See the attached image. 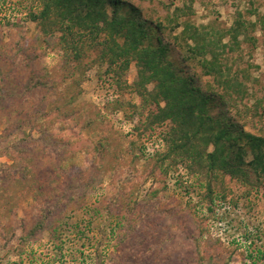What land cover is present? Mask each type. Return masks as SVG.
Instances as JSON below:
<instances>
[{"label":"rangeland","instance_id":"374dc122","mask_svg":"<svg viewBox=\"0 0 264 264\" xmlns=\"http://www.w3.org/2000/svg\"><path fill=\"white\" fill-rule=\"evenodd\" d=\"M131 1L143 10L145 16L161 21L168 27L171 26L168 19L174 10L190 2V0ZM40 9L41 5L36 0H0V23L4 35L2 36L4 45L0 46V64L5 65V74L8 71L13 72L14 80L19 86L17 89H10V93H7V87H4V95L8 100L5 109L0 107V264H99L97 254L101 255V264H108L112 253L116 254L120 264H154L156 261H161V264H243L250 247V240L245 238V233L257 229L264 231V195L257 193L255 189L248 195L246 186L229 177L224 184L226 201H222L221 198L224 194L223 184L216 185L215 195L219 205L217 213L210 217L207 224L199 222L197 218L193 219L187 197L175 184L180 175H183L185 181H194L184 168V163L171 166L164 192L165 204L173 202V208L177 207L178 214L182 213L181 222L177 213H169V218L165 215H156L151 223L142 222L140 206L135 213L127 210L129 207L127 204L130 206L133 204V199L128 203L130 198L127 197L116 205L109 218L104 215L95 216L94 208H102L105 200L117 194L118 177L113 176L114 172L120 173L125 179L128 177L130 181L141 186L142 195L151 186L153 179L146 181L149 168L146 165L151 163L149 157L153 152L160 150L159 153H162L166 150L163 146L162 133L168 125L143 131L141 136L139 134L137 145H133L132 141L138 140V134L133 139L128 132L134 126L136 129L144 128L148 114L147 107L143 111V106L147 105L134 85L138 80L136 63L132 62L124 73L122 80L125 84L119 88L114 85L113 78H109L112 74L107 75V65L95 61L97 58L95 52L85 57L80 66H76V61L70 59L73 63L66 70H62L60 63L63 62L61 58L65 50L58 43L57 37L60 33H55L57 37L53 38L50 35H43L36 21L30 16ZM193 9L194 14L189 20L196 26L229 28L238 12L243 13L248 20L258 22L256 30L252 32L256 40L255 47H252L250 40H246L241 44V49L230 55V58L232 71L238 73L248 92L244 100L236 101V105L242 109L245 116L243 122L246 128L253 132H262L264 23L260 21H264V0H193ZM181 30L182 26L174 35ZM22 31L24 37H21ZM18 41L27 49L39 46L36 56L31 55L29 58L28 52L23 55L21 52L17 53L15 44ZM177 57V54L173 55V58ZM193 65L198 68L196 69L198 74H201L198 63L194 61ZM244 68L250 71L249 78L243 76ZM33 73H40L43 78L54 80L53 89L48 91L35 88L32 92L25 93L23 85L30 80ZM200 83L205 87L214 85L213 79L204 75L201 76ZM147 88L149 91L153 90L154 84L149 83ZM60 96L67 99L74 97L71 105L63 108L73 111L69 115L79 114V122H69V119L65 118L66 122L62 126L63 118L56 115L44 116L38 121L34 119L33 111L37 109L38 103L42 104L41 106L46 105L47 110L55 109L60 105L58 103ZM44 98V102H41ZM116 102L122 105L116 107ZM256 111L258 115L255 114ZM88 116L92 117L93 122L91 127L86 128L83 123ZM55 136L58 142H55ZM101 136H106L111 146L105 151L103 158H99L93 150L80 149L86 142L97 143ZM142 143H145L147 156L136 159ZM15 144L36 149L34 160L28 163L16 159V156L3 153L7 146L12 147ZM25 163H28L37 181L29 190L27 188L25 190L24 185L19 182L24 172L21 165ZM78 174L83 175L85 179L96 176L102 178V181L90 186L86 193L75 192L76 197L62 213L66 224L61 238L56 237L53 230L46 229L39 232L28 244H23L21 236L33 223L36 186L40 184L43 190H46V196L40 197L39 200L42 205L45 201L54 200L67 191ZM125 183L122 181L120 184L123 186ZM127 188L130 186L127 185ZM140 198L141 196L137 200ZM65 202L66 200L63 203ZM125 214H129L130 219L142 224L146 233L136 232L135 235H128L129 238L122 242L120 238L125 235L128 228L120 230L119 219L120 215ZM236 220L240 222L239 225ZM103 222H107L108 230L115 231L116 234L112 238H106V243L101 247L102 252L96 253V248L102 240L99 229ZM149 224L155 228L163 227L161 230L172 227L168 245L160 246L165 244L161 241L155 245L153 250L158 254L154 251L148 252L143 246L141 238L151 234L146 231ZM11 226L16 227V237H10L8 241ZM206 226L210 233L206 230L202 236ZM193 236L198 238L199 244L194 241ZM220 238L223 244L217 242ZM160 240H163L162 236ZM210 240L216 242L214 249H209L212 252L206 251L208 246L206 241Z\"/></svg>","mask_w":264,"mask_h":264},{"label":"trees","instance_id":"16d2710c","mask_svg":"<svg viewBox=\"0 0 264 264\" xmlns=\"http://www.w3.org/2000/svg\"><path fill=\"white\" fill-rule=\"evenodd\" d=\"M36 1L40 3L41 9L31 13L30 16L40 27L42 34L53 38L57 37L55 33H60L57 37L58 43L65 50L61 58L63 62L60 63L62 70H66L73 63L70 59L76 61V66H80L85 57L95 52L97 54L95 61L100 62L101 65H107V75L112 74L109 78H113L114 85L119 88L123 86L124 73L130 68L132 62L136 63L138 80L134 85L143 97L144 104L147 105L143 106V111L147 107L148 114L144 128L136 129L134 126L128 132L133 139L138 134V140L132 141L133 145H137L139 134L141 136L143 131L168 125L162 133L163 146L166 150L162 153H159L160 150L153 152L149 157L151 163L146 165L149 167L146 181L153 179L151 186L142 195L141 186L130 181L128 177L125 179L120 176V173L114 172L113 176L118 177L117 194L105 200L102 208H94L95 216L104 215L109 218V215L115 211L116 205L125 197L130 198L128 203L133 199L131 206L127 204L129 205L127 210L130 213L138 211L137 207L140 206L142 222L151 223L156 215H165L169 218V213L178 214V208H173V202L165 204L164 192L171 166L179 163H184V168L194 181H185L183 175H180L175 184L187 197L193 219L197 218L199 222L207 224L210 217L217 213L219 200L215 195L216 185L223 184L222 190H224L227 177L246 186L248 195L254 189L257 193L264 195V128L260 133L253 132L246 128L243 122L245 116L242 109L236 105V101L244 100L248 92L243 81L239 79L238 73L232 71L230 58V55L241 49V44L246 40H250L252 47H255L256 40L252 32L256 30L257 21L248 20L243 13L238 12L229 28L196 26L189 20V17L194 14L193 0L174 10L173 15L168 19L170 27L145 16L143 10L131 0ZM260 22L264 23V21ZM181 26L182 30L174 35ZM1 27L3 26L0 23V46H3L2 36L4 35ZM24 35L22 31L21 37ZM15 47L17 53L21 52L22 55L28 52L29 58L31 55L36 56L39 48L36 45L34 49H27L21 41H18ZM175 54L178 55L177 58H173ZM194 61L198 63L201 74H198L196 70L198 68L193 65ZM5 69V65L0 64L1 109H5L4 106L8 100L4 95V87H7V93H10V89L19 88L14 80L13 72L8 71L5 74ZM242 74L245 78L250 77V71L246 68L242 69ZM202 75L210 76L214 85L206 87L201 85ZM149 83L154 84L151 91L147 88ZM54 84V80L43 78L40 73H33L30 80L23 85V89L25 93L32 92L35 88L51 91ZM73 99L74 97L67 99L60 96L58 99L60 105L50 110H47L46 105L41 106L42 104L38 103L37 109L33 111L34 119L38 121L44 116L56 115L63 118L62 126L66 122L65 118H68L69 122H79V114L69 115L73 111L63 108V106L69 107ZM44 100L45 98L41 102ZM115 105L120 107L122 104L116 102ZM255 114L258 115V112L256 111ZM92 122V117L88 116L84 119L83 125L89 128ZM54 139L58 142L56 136ZM49 140L48 142L51 143ZM144 144H141L142 147L136 159L147 156ZM110 147L106 136H101L97 143L86 142L80 149L93 150L99 158H103L105 151ZM35 150L15 144L12 147L7 146L3 153L30 163L34 160ZM28 163L21 165L24 172L22 179L19 180L25 190L34 187V182H37ZM101 181L102 178L96 176L85 179L83 175L78 174L67 191L54 200L45 201L42 205L39 200L40 197L46 196V190H43L40 184L36 186L33 223L21 236L23 244H28L39 232L46 229L53 230L55 236L61 238L66 224L62 213L76 197L75 192L86 193L90 186H95ZM122 181L124 183L126 181L123 186L120 184ZM127 185L130 188H127ZM139 196L141 198L137 200ZM226 196L227 193L224 190L222 201H226ZM64 200H66L65 203H63ZM181 214H178L179 222L183 217ZM119 221L120 230L128 228L125 235L120 238L122 242L129 238L128 235H135L136 232L137 234L146 233L143 225L130 219L129 214L120 215ZM235 222L240 224L237 220ZM106 224L107 222H103L104 227L101 225L99 229L102 240L96 248V253L102 252L101 247L106 243V238H112L116 234L115 231L108 230ZM158 225L160 226L161 223ZM147 226L146 231L151 234L141 238L143 246L148 252L154 251L158 254L156 250H153L155 245L157 246L158 241L165 243L160 245L162 247L168 245L172 227L161 230L164 228H155L152 224ZM11 228L8 241L16 237V227L11 226ZM206 230L210 233V229L206 226L202 236ZM161 236L163 240H160ZM245 238L250 240V247L243 264H264V231L251 230L245 233ZM138 239L140 241V236ZM193 239L199 244L196 236H193ZM206 242L208 243L206 251H210L209 249L216 244L211 240ZM217 242L223 244L222 238ZM97 261L99 264L102 263L100 254H97ZM108 264H120L115 253L110 256ZM154 264H161V261H156Z\"/></svg>","mask_w":264,"mask_h":264}]
</instances>
